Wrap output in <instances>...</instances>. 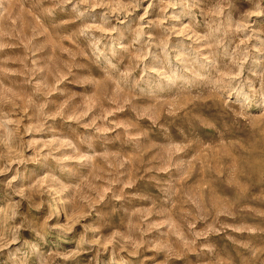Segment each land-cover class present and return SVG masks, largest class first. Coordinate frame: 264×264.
<instances>
[{"label": "clouds", "instance_id": "9594fccd", "mask_svg": "<svg viewBox=\"0 0 264 264\" xmlns=\"http://www.w3.org/2000/svg\"><path fill=\"white\" fill-rule=\"evenodd\" d=\"M25 2L0 264H100L105 242L107 264H264V0ZM57 16L77 47L46 58Z\"/></svg>", "mask_w": 264, "mask_h": 264}, {"label": "rangeland", "instance_id": "374dc122", "mask_svg": "<svg viewBox=\"0 0 264 264\" xmlns=\"http://www.w3.org/2000/svg\"><path fill=\"white\" fill-rule=\"evenodd\" d=\"M9 7L6 13L0 9V82L5 80V76L8 79L16 80V81H23L25 77L20 75V69L23 68L21 64V60L23 56L26 54V48L23 43L17 38V32L23 28L26 32L30 29L32 25V17L29 16V12L31 11L25 0H8ZM153 17H157L160 14L159 7H156L152 10ZM69 20L68 23L63 24L58 29L50 28V24H55L59 20ZM185 23L187 21H184ZM41 24L44 28L48 29L44 36L38 37L36 40L33 41V44L37 47H42L43 51L40 55L46 58H55L57 54L63 57H68L70 54L73 53V50L77 47L76 43L71 40H63L61 37L69 33L74 24L71 22L70 18L67 16H57L52 20H44L41 21ZM7 33V35L5 34ZM154 35L160 36L161 33L159 30L154 32ZM171 44H176L179 40L182 39V35L177 33L176 36H172L168 38ZM8 45V46H5ZM7 67L9 71L5 73L3 69ZM15 70V71H13ZM35 79V76L32 77ZM63 83V82H62ZM61 85H57L60 87ZM25 90V86L20 85L18 88H12L7 96L2 89H0V119H2V114L5 111L11 110L14 105L17 107L20 103H26L24 100L23 93ZM13 94L20 96L19 100H15L13 98ZM55 95V94H53ZM28 113L27 111L20 112V116H26ZM25 125V120L20 119V122L17 128H22ZM83 131V130H82ZM27 135H33L29 132ZM37 138H40L41 134H35ZM14 166V165H12ZM79 227V226H77ZM215 239H219L216 237ZM111 245L104 243L103 247L100 248V256L99 261L100 264H107L111 257ZM82 257H89L93 255V253H82ZM191 258L195 259V254H190Z\"/></svg>", "mask_w": 264, "mask_h": 264}]
</instances>
